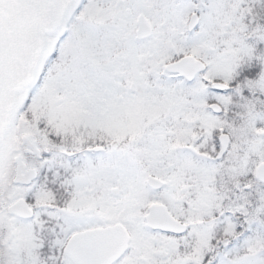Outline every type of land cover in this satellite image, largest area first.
<instances>
[{
    "label": "snow or ice",
    "instance_id": "snow-or-ice-1",
    "mask_svg": "<svg viewBox=\"0 0 264 264\" xmlns=\"http://www.w3.org/2000/svg\"><path fill=\"white\" fill-rule=\"evenodd\" d=\"M0 264H264V0H0Z\"/></svg>",
    "mask_w": 264,
    "mask_h": 264
}]
</instances>
